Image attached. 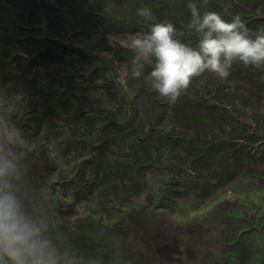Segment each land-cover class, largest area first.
<instances>
[{
    "label": "rangeland",
    "instance_id": "374dc122",
    "mask_svg": "<svg viewBox=\"0 0 264 264\" xmlns=\"http://www.w3.org/2000/svg\"><path fill=\"white\" fill-rule=\"evenodd\" d=\"M76 1L0 0V113L6 110L15 124L27 115L31 126L20 130L24 151L44 144L61 152L71 172L72 162L90 156L77 140H90L92 129L106 126L103 146L94 148L97 156L77 180L87 193L79 200L77 232L55 230L68 241L67 253L75 264H264V67L237 62L227 80L206 72L170 104L145 79L151 65L144 76L121 83L118 67L132 53L118 46L98 50L114 47L105 40L107 14L119 26L114 33H146L153 23L170 22L177 38L195 47L199 34L188 27L189 3L229 21L239 15L255 33L264 28V0H80L92 6V16ZM142 8L151 21L137 15ZM85 47L91 57L76 54ZM79 71L94 89L116 79L121 106H111L114 98L88 99L90 87L73 76ZM69 95L87 97L74 102ZM101 107L105 111L95 113ZM103 149L107 154L98 153ZM34 163L23 161L18 195L30 191L28 202L47 224L43 203L63 208L76 200L39 192ZM49 222L61 218L54 214Z\"/></svg>",
    "mask_w": 264,
    "mask_h": 264
},
{
    "label": "clouds",
    "instance_id": "9594fccd",
    "mask_svg": "<svg viewBox=\"0 0 264 264\" xmlns=\"http://www.w3.org/2000/svg\"><path fill=\"white\" fill-rule=\"evenodd\" d=\"M187 7L188 27L199 34L195 47L178 39L170 22L153 23L146 33L109 38L112 46L132 53L118 67L121 83L144 76L151 65L145 79L165 102L175 104L206 72L227 80L237 62L246 68L264 67V28L252 33L239 15L229 21L215 11L201 13L196 3ZM137 15L152 20L147 8ZM23 143L20 129L8 114L0 113V264H73V257L50 237L44 221L26 211L18 195L26 156Z\"/></svg>",
    "mask_w": 264,
    "mask_h": 264
},
{
    "label": "flooded vegetation",
    "instance_id": "af4514ba",
    "mask_svg": "<svg viewBox=\"0 0 264 264\" xmlns=\"http://www.w3.org/2000/svg\"><path fill=\"white\" fill-rule=\"evenodd\" d=\"M76 2H77L76 4H79V6L81 7L82 11H84L85 13L87 12V13H89L88 15L92 16V13H90V11H89V8L92 7L91 5L88 6L84 2L80 3V0L76 1ZM103 2H104V0H103ZM100 5H102V3ZM99 15H100L99 13L96 14V16H99ZM108 15L109 14H107V16L105 15V17L108 18ZM105 17H103L102 20L104 22H107V24H105L103 27L105 28L104 35L106 33L105 40L107 42V47H108L109 44H111L110 39H109L110 37H121V36L127 35L129 33L122 31V30L119 31V33H114V31H112V29H117V27H119V26L118 25L114 26V24H112L113 23L112 18H110L111 22H109L107 19H105ZM60 22L63 23V20L60 19ZM76 31L79 32V30H76ZM83 34L85 35V33H83ZM81 37H83V35H81ZM100 39L103 41L104 38H100ZM101 46L102 47L98 46V48H99L98 50H101L102 48H104L105 49L104 51H108V52L111 51L112 49L117 48V47H109V49H106L104 44H101ZM94 47H97V45ZM67 52H68V50L63 51L61 53L66 54ZM76 54H78L82 58L91 57L90 54L88 53V51L86 50V47H85V49L79 48L78 52ZM100 55H102V54H100ZM0 62H1V57H0ZM112 65H113V63H112ZM109 67L111 69H113V71H111V74L113 75L114 78H116L117 74H115L116 73L115 67L112 68L111 65H109ZM0 70H2V68H0ZM83 71H85V68L83 69ZM82 72L79 71L77 74L73 75V76H75L74 77L75 82L77 84L80 83L81 84L80 86H84L86 88L90 87V91H86V95L88 97L85 95H81V96L77 97L78 100L80 98H82V96L87 97L88 99L91 97V98H94L97 103H100L101 101H108V100H111V98L112 99L114 98L115 102H113V105H111V106H117V105L121 106L119 96L122 97L123 92H122V89L118 86L119 84H117L116 79L113 78L110 80V82H109V79H105L104 82L101 84L99 89H97V88L94 89L93 83L90 84V81H89L90 79L88 80L89 77L86 75L85 78H83ZM103 77H104V75H100L99 79L103 78ZM0 81H1V85H2V87L0 88V92H4L2 71L0 74ZM83 81H84V83H83ZM87 81H88V83H87ZM88 84H90V85H88ZM69 86H71V85H69ZM82 91H83V89L81 87L75 93L79 94V92H82ZM144 92H145V88L142 90V93H143L142 97L145 96ZM73 94H74V90H73ZM117 95H118V97H117ZM68 97L69 98L67 101H70L69 99H72L75 102L76 101L75 99H77L76 97H72L70 95ZM116 100H118V101H116ZM92 107H93V109H90V110H94L95 107L94 106H92ZM3 108H5V106ZM63 108H65V111L68 112L72 107L65 103V104H63ZM90 110H87V111L89 112ZM103 111H105V110L102 109V107H101V110L100 111L97 110V112H95V113H101ZM55 112L59 113V111L57 109L55 110ZM2 113L6 114V110ZM24 115L25 114H23L22 117H20L21 118L20 121L18 120V122L16 123V126L18 128H20V130L23 132H25V130H27L26 129L27 126H31V123L28 124V122H30V121H27L28 119L27 120L24 119V118H27V115H25V116ZM16 117H18V115ZM25 121H27V122H25ZM113 122H114V119H112V122L110 124H112ZM21 124L24 127H22ZM105 130H106V126L103 124L102 127L101 126L99 127V129L94 128L91 130L90 140H85V139L77 140V141H79V143H82V148L88 149L87 146H89L90 151H84L83 150V152H84V154H86V153L88 154L90 152V156H87L89 158L82 160V163L75 162L73 164V162H72V168L70 170L71 172H69L68 169L65 168V164H69V163H66L67 161H61L64 159H62V158L59 159V156H57V155H60L61 152H56V153L49 152V151L44 149V144H42L40 149L37 151L29 150V149L25 151V153H26V156L24 158V161L26 163L25 166L29 167L30 160H33V162H35L32 165L31 169H32L33 173L39 175V177H40V181H37V183H35L36 184L35 187L38 189L39 192H41V190H43L46 194L47 193L50 194V196H52L51 200L52 199L56 200V198H58L59 196H64L66 198L71 197L72 199L74 198L76 200L73 204H66L67 207H63V208H60L54 202H51L52 207H51V204H49L48 202L43 203V205L46 206V208H47L46 211L49 215L48 223L46 224L48 234L57 243V245L62 246L66 252L68 251V248L65 245L66 244L68 245V241L65 238L62 239L59 236H57V233L55 232V230H57L59 232H63V233L68 232L71 235H74L77 232V230L75 228V226L77 225L76 222H78L79 219L81 218L80 216L77 217V215H79L78 207H81L79 200H81V199L83 200L84 197L87 195V193L84 190H82V188L80 186L81 184H80V182H77V180H79V176L81 175L82 166L84 164L85 165H87V164L91 165L90 162H92L93 158H95L97 156V152L95 151L94 148L98 149L99 147L103 146L102 142H103L104 138H102V136H103V133ZM94 131L98 132L97 136H95ZM103 144H105V143H103ZM69 151H70L69 154L71 155V152H72L71 146H69V148H66L65 152L68 153ZM98 153L107 154V150H104V149L98 150ZM106 166H108V165H106ZM76 185L78 187L80 186V188L78 189V187ZM87 192L90 194L94 193L93 190H90V189H88ZM29 194H30V191H28L26 196L20 194V198L22 199V201L25 205L26 211L29 214L33 215L34 217L38 218V215L35 212V206L32 203L30 204L28 202V197L30 196ZM56 194H58V196H56ZM90 194H88V195H90ZM57 201L62 202L61 204L64 203L63 200L61 201L60 199H57ZM54 214L59 215V217L61 218V222H57L56 224L52 225V223L49 221L53 219ZM72 222H75L74 226H72L70 224ZM69 256H71V255H69ZM71 257H73V264H75L74 256H71Z\"/></svg>",
    "mask_w": 264,
    "mask_h": 264
},
{
    "label": "bare ground",
    "instance_id": "6f19581e",
    "mask_svg": "<svg viewBox=\"0 0 264 264\" xmlns=\"http://www.w3.org/2000/svg\"><path fill=\"white\" fill-rule=\"evenodd\" d=\"M130 34H133L132 32H130ZM128 35V34H127Z\"/></svg>",
    "mask_w": 264,
    "mask_h": 264
},
{
    "label": "trees",
    "instance_id": "16d2710c",
    "mask_svg": "<svg viewBox=\"0 0 264 264\" xmlns=\"http://www.w3.org/2000/svg\"><path fill=\"white\" fill-rule=\"evenodd\" d=\"M70 30H72V29H70Z\"/></svg>",
    "mask_w": 264,
    "mask_h": 264
},
{
    "label": "water",
    "instance_id": "95a60500",
    "mask_svg": "<svg viewBox=\"0 0 264 264\" xmlns=\"http://www.w3.org/2000/svg\"><path fill=\"white\" fill-rule=\"evenodd\" d=\"M58 41V40H57Z\"/></svg>",
    "mask_w": 264,
    "mask_h": 264
}]
</instances>
